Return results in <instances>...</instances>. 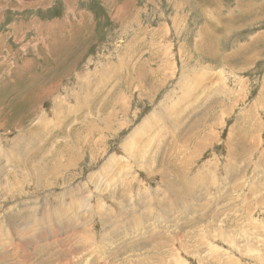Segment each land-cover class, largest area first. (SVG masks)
Returning <instances> with one entry per match:
<instances>
[{
    "label": "rangeland",
    "instance_id": "1",
    "mask_svg": "<svg viewBox=\"0 0 264 264\" xmlns=\"http://www.w3.org/2000/svg\"><path fill=\"white\" fill-rule=\"evenodd\" d=\"M0 264H264V0H0Z\"/></svg>",
    "mask_w": 264,
    "mask_h": 264
},
{
    "label": "bare ground",
    "instance_id": "2",
    "mask_svg": "<svg viewBox=\"0 0 264 264\" xmlns=\"http://www.w3.org/2000/svg\"><path fill=\"white\" fill-rule=\"evenodd\" d=\"M256 46V45H255ZM241 49V48H240ZM254 49V48H253ZM242 50H245V49H242ZM251 50H252V48H251ZM241 51V50H240ZM240 51H239V54H240ZM249 51V50H248ZM242 52V51H241ZM247 52V51H246ZM248 53V52H247ZM223 61V60H222ZM207 67V66H206ZM45 250V249H44Z\"/></svg>",
    "mask_w": 264,
    "mask_h": 264
}]
</instances>
